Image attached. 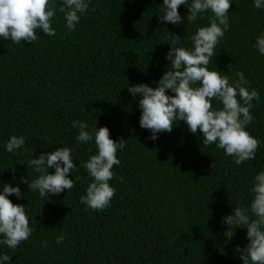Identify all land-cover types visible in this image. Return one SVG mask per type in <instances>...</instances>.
I'll return each instance as SVG.
<instances>
[{
  "label": "trees",
  "instance_id": "1",
  "mask_svg": "<svg viewBox=\"0 0 264 264\" xmlns=\"http://www.w3.org/2000/svg\"><path fill=\"white\" fill-rule=\"evenodd\" d=\"M162 2L92 0L75 31L64 27L58 12L55 36L38 32L36 41L19 45L0 38V182L12 184L15 177L26 198L9 199L27 206L34 228L16 250L0 246L11 264H242L234 246L246 243V229H235L229 241L222 217L249 204L251 180L264 170V56L253 47L264 33V9L253 0H232L229 30L210 65L232 79L243 72L260 94L247 129L261 141L256 158L236 165L183 122L156 141L139 126L138 101L124 87H154L168 63V45L162 44L167 30L191 46L189 37L211 15L195 24H161ZM185 7L178 8L182 17ZM74 120L91 126L96 120L97 127L110 129V138L127 140L109 182L116 194L104 210L80 202L91 180L82 165L96 149L76 140ZM14 134L26 137L25 147L7 153L4 144ZM61 145L73 149L75 187L44 201L19 177L29 176L31 183L39 174L29 160Z\"/></svg>",
  "mask_w": 264,
  "mask_h": 264
},
{
  "label": "clouds",
  "instance_id": "2",
  "mask_svg": "<svg viewBox=\"0 0 264 264\" xmlns=\"http://www.w3.org/2000/svg\"><path fill=\"white\" fill-rule=\"evenodd\" d=\"M91 2L0 0V38L19 45L22 41L29 44L36 41L38 32L55 36L52 25L58 12L63 14L64 27L69 32L75 31ZM231 4L232 0H191L190 4L189 0H163L157 15L161 24L180 26L186 21L195 24L204 14L211 13L208 23L197 27L189 37L191 46L186 45L180 34L167 30L162 44L168 45L164 54L168 63L159 80L152 82L155 86L137 82L127 83L124 88L138 101L139 126L149 131L147 140L156 141L161 133L170 134L183 122L191 134L202 138L205 146L215 145L236 165H241L256 158L261 143L247 130L254 122L253 101L259 102L260 94L243 72H237L238 78L232 79L216 65L210 68L217 56L216 48L230 27ZM180 6L188 9L186 17L179 13ZM253 6L264 9V0H253ZM253 47L264 56V33L256 37ZM213 101L220 106L213 107ZM72 127L78 129L79 143L92 142L96 149L82 165L91 180L80 202L86 209L104 210L111 206L116 194V188L109 182L114 177L113 167L120 165L117 153L125 149L127 140L110 138V129L97 127L96 120L94 126L86 120H74ZM25 144V136L14 134L4 144V150L17 154ZM28 166L39 175L31 183L29 176H21L19 182L38 192L44 201L75 187L72 172L77 164L71 147L61 145L54 151L41 152L29 160ZM249 191L252 195L247 206L232 207L231 213L222 217V223L227 226L224 235L231 241L235 229H246V243L235 245L234 255H238L242 264H264V170L254 175ZM9 196L17 200L26 198L15 177L12 184L0 182V246L16 250L32 236L33 217L29 216L27 206L14 204ZM63 241V235L57 237L58 244ZM0 264H11V256L0 253Z\"/></svg>",
  "mask_w": 264,
  "mask_h": 264
}]
</instances>
